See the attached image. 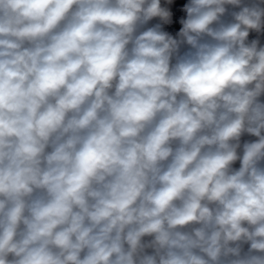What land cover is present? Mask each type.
<instances>
[{"label":"clouds","instance_id":"clouds-1","mask_svg":"<svg viewBox=\"0 0 264 264\" xmlns=\"http://www.w3.org/2000/svg\"><path fill=\"white\" fill-rule=\"evenodd\" d=\"M0 264H264V0H0Z\"/></svg>","mask_w":264,"mask_h":264}]
</instances>
